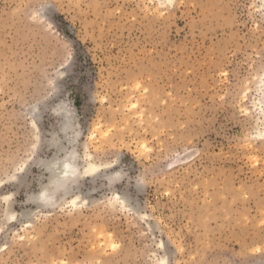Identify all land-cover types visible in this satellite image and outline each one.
<instances>
[{"label": "rangeland", "instance_id": "1", "mask_svg": "<svg viewBox=\"0 0 264 264\" xmlns=\"http://www.w3.org/2000/svg\"><path fill=\"white\" fill-rule=\"evenodd\" d=\"M263 81L264 0H0V264H264Z\"/></svg>", "mask_w": 264, "mask_h": 264}, {"label": "bare ground", "instance_id": "2", "mask_svg": "<svg viewBox=\"0 0 264 264\" xmlns=\"http://www.w3.org/2000/svg\"><path fill=\"white\" fill-rule=\"evenodd\" d=\"M173 1L174 0H164V2H167L169 4L173 3ZM263 85H264V81H263ZM263 95H264V91H263ZM262 104H263L262 106H264V101L262 102ZM70 128H71L70 122L67 121L64 127V131L67 132ZM54 144L59 145L57 141H54ZM73 160H74V155L71 153V154H67V156L63 160H59L58 158H56V159L46 162L45 164L46 168L47 170L50 171L49 182L53 186V189L48 191L45 195L51 192L58 191L59 189H62V188L67 187L66 190L70 188L68 184L72 182L74 183V181L76 180L78 176V171L75 165L73 164ZM99 169H100L99 166L93 163H89V165L85 169V173L88 175H94L99 171ZM79 203H80L79 198H75L72 200V204L76 207L79 205ZM8 218L9 219L12 218V215L8 214ZM163 259L167 260V258H163Z\"/></svg>", "mask_w": 264, "mask_h": 264}, {"label": "snow or ice", "instance_id": "3", "mask_svg": "<svg viewBox=\"0 0 264 264\" xmlns=\"http://www.w3.org/2000/svg\"><path fill=\"white\" fill-rule=\"evenodd\" d=\"M137 87H139V85H137ZM134 107H135V105H134ZM20 171H23V169L21 168L20 169ZM7 199V198H6ZM117 199H120V197L118 196L117 197ZM125 202L126 203H129V205L131 206V207H133V208H135L137 211H140V208L138 207V205L136 204V202L134 201V200H132L130 197H128V196H125ZM145 219H147V217H144ZM12 219H15V217L13 216L12 217ZM0 231H3V229L2 228H0ZM24 238L23 237H21V240H23ZM157 247H159L160 249H164L165 248V245H164V243L163 242H161V243H159L158 245H157ZM120 248V245L119 244H117V243H112V250L115 252L116 250H118ZM262 250L261 249H259V248H256V249H254V253H259V252H261ZM163 255V254H162ZM157 264H169V262L166 260V259H163V258H161L158 262H157Z\"/></svg>", "mask_w": 264, "mask_h": 264}]
</instances>
